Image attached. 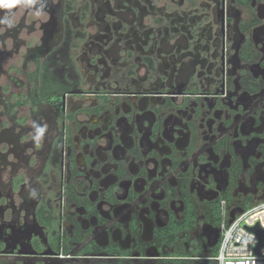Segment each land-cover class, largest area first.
I'll return each mask as SVG.
<instances>
[{
	"label": "flooded vegetation",
	"instance_id": "obj_1",
	"mask_svg": "<svg viewBox=\"0 0 264 264\" xmlns=\"http://www.w3.org/2000/svg\"><path fill=\"white\" fill-rule=\"evenodd\" d=\"M261 199L264 0H0V264L206 246Z\"/></svg>",
	"mask_w": 264,
	"mask_h": 264
},
{
	"label": "built area",
	"instance_id": "obj_2",
	"mask_svg": "<svg viewBox=\"0 0 264 264\" xmlns=\"http://www.w3.org/2000/svg\"><path fill=\"white\" fill-rule=\"evenodd\" d=\"M235 207L238 206L220 203L221 221L218 226L220 232L214 256L217 264H264V238L258 252L255 253L254 249L259 238L246 228L257 224L264 231V200L247 209L240 207L241 211L235 212L234 219L229 223V213ZM92 257L110 259L115 255L98 254ZM126 257L133 260H152L162 256L148 258L145 255L130 254Z\"/></svg>",
	"mask_w": 264,
	"mask_h": 264
},
{
	"label": "trees",
	"instance_id": "obj_3",
	"mask_svg": "<svg viewBox=\"0 0 264 264\" xmlns=\"http://www.w3.org/2000/svg\"><path fill=\"white\" fill-rule=\"evenodd\" d=\"M258 203V202H256ZM252 202L245 203H236L232 204L234 206L241 207L242 209H247L254 205ZM227 205V204H226ZM204 221L213 225L219 226L221 221V210L219 203H213L210 206V213L205 216ZM189 224V223H188ZM186 224L184 227H187ZM177 240L176 235H171L170 239L167 243V246L170 248L173 243ZM69 248L64 249V253L69 252ZM217 244L213 247H207L205 245H201L200 243H196L193 246L185 249L174 248L173 251H167L166 253H161L162 257L152 260L147 259H138L133 260L129 259L126 256L130 255L129 251H123L118 247H107V248H98L97 246H93L90 248H84L82 250H78V254L81 255H97V254H107V255H115V257L110 259H102V258H85L86 261L82 260H70L65 262V264H217L214 256L216 255ZM140 255H144V252L141 251Z\"/></svg>",
	"mask_w": 264,
	"mask_h": 264
},
{
	"label": "water",
	"instance_id": "obj_4",
	"mask_svg": "<svg viewBox=\"0 0 264 264\" xmlns=\"http://www.w3.org/2000/svg\"><path fill=\"white\" fill-rule=\"evenodd\" d=\"M240 212L241 209L240 207H235L233 208L230 213V219L228 220V222H232V220L234 219V215L235 212ZM202 228V234L203 236L206 238V246L207 247H213L217 244L218 238H219V228H214L212 225L208 224V223H204L201 226ZM248 231L254 233L257 235V237L259 238L258 243L255 246V253L258 252L259 247L261 246L262 243V239L264 238V231L256 224L254 226H250V227H246ZM123 249H125L126 247L123 245L121 246ZM161 253H165L164 251H159L154 247L148 248L145 252L144 255L147 256L148 258H154V257H158ZM139 253H133V255H138Z\"/></svg>",
	"mask_w": 264,
	"mask_h": 264
},
{
	"label": "rangeland",
	"instance_id": "obj_5",
	"mask_svg": "<svg viewBox=\"0 0 264 264\" xmlns=\"http://www.w3.org/2000/svg\"><path fill=\"white\" fill-rule=\"evenodd\" d=\"M259 201H253L252 203H256V202H259ZM261 201H262V199H261ZM199 230H200V227H198V231ZM70 260H76V261L77 260H82V261H86L85 257H82V258L75 257V258L68 259V260H66V259H58V260L51 259V260H47V262L45 264H65V262L70 261Z\"/></svg>",
	"mask_w": 264,
	"mask_h": 264
}]
</instances>
